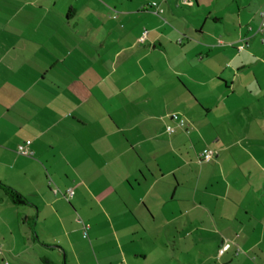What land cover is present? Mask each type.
Listing matches in <instances>:
<instances>
[{
	"label": "crops",
	"instance_id": "crops-1",
	"mask_svg": "<svg viewBox=\"0 0 264 264\" xmlns=\"http://www.w3.org/2000/svg\"><path fill=\"white\" fill-rule=\"evenodd\" d=\"M220 3L0 0V264H264V0Z\"/></svg>",
	"mask_w": 264,
	"mask_h": 264
},
{
	"label": "built area",
	"instance_id": "built-area-1",
	"mask_svg": "<svg viewBox=\"0 0 264 264\" xmlns=\"http://www.w3.org/2000/svg\"><path fill=\"white\" fill-rule=\"evenodd\" d=\"M152 6L155 7L160 13L163 12V9H161L156 2H154ZM262 17H263L262 26H264V12H262ZM145 37L146 36H143L140 40L144 41ZM245 47H246V44L243 43L239 46V49L243 50L245 49ZM171 118L177 123V126H172V125L167 126V132L169 133H174L176 131V127L184 128L187 124L186 118L180 116L179 114H173ZM31 144H32V141L27 140L26 142L18 146L17 152L21 155L31 157L33 155V152L29 148ZM214 155H215V151L213 149L206 148L199 154V159L204 162H209L214 158ZM67 193L68 195L72 196L74 194V191L72 189H69ZM225 250H226L225 247L221 248L220 253L221 254L224 253Z\"/></svg>",
	"mask_w": 264,
	"mask_h": 264
},
{
	"label": "trees",
	"instance_id": "trees-1",
	"mask_svg": "<svg viewBox=\"0 0 264 264\" xmlns=\"http://www.w3.org/2000/svg\"><path fill=\"white\" fill-rule=\"evenodd\" d=\"M0 188L5 192V194L11 199V201L17 205H27L31 204L30 201L16 189L0 183Z\"/></svg>",
	"mask_w": 264,
	"mask_h": 264
},
{
	"label": "rangeland",
	"instance_id": "rangeland-1",
	"mask_svg": "<svg viewBox=\"0 0 264 264\" xmlns=\"http://www.w3.org/2000/svg\"><path fill=\"white\" fill-rule=\"evenodd\" d=\"M218 1L221 2L220 4L224 5V4L228 3L229 0H218ZM152 4H153V3H152ZM222 5H220V6H222Z\"/></svg>",
	"mask_w": 264,
	"mask_h": 264
}]
</instances>
